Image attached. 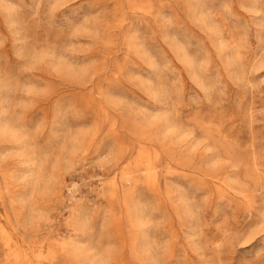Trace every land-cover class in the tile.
<instances>
[{
	"label": "clouds",
	"instance_id": "obj_1",
	"mask_svg": "<svg viewBox=\"0 0 264 264\" xmlns=\"http://www.w3.org/2000/svg\"><path fill=\"white\" fill-rule=\"evenodd\" d=\"M0 264H264V0H0Z\"/></svg>",
	"mask_w": 264,
	"mask_h": 264
},
{
	"label": "rangeland",
	"instance_id": "obj_2",
	"mask_svg": "<svg viewBox=\"0 0 264 264\" xmlns=\"http://www.w3.org/2000/svg\"><path fill=\"white\" fill-rule=\"evenodd\" d=\"M0 211H2V210H0Z\"/></svg>",
	"mask_w": 264,
	"mask_h": 264
}]
</instances>
